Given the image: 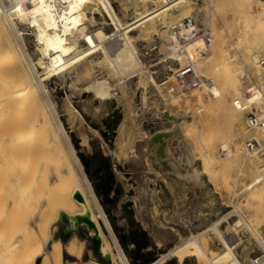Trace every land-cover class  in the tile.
<instances>
[{
    "label": "bare ground",
    "instance_id": "bare-ground-1",
    "mask_svg": "<svg viewBox=\"0 0 264 264\" xmlns=\"http://www.w3.org/2000/svg\"><path fill=\"white\" fill-rule=\"evenodd\" d=\"M140 1L146 5L153 2L154 6H145L144 10L134 14L132 20H126L118 14L112 0H96V5L90 0H0V264H100L93 258L84 259L85 240L77 234H72L65 242L56 237L55 230L62 213L69 216L71 225L75 227L76 215H90L99 233L104 255H109L114 264H130L45 81L53 74L64 78L68 75L73 81V94L84 91L88 94L82 105L90 118L98 119L105 129L116 126L121 130L128 112L139 111L142 103L121 104L111 79L117 78L123 90L128 84V77L132 75H138L144 87L149 81L158 88L163 86L152 75L143 77L142 73L147 68L136 45V40L144 38L145 32L150 34L158 29L159 21L163 23L159 31L164 36L161 49L166 55L180 61V65L194 64L197 75L205 80L200 85L203 90L197 87L191 89L197 95L199 106L177 113L169 114L168 111L171 124L146 137L147 157L154 168L161 167L173 178H182L202 187L205 172L194 166L193 154L195 157L201 156L204 163L210 165L219 162L222 151L228 164L241 160L251 170L252 177L243 190L257 201L264 197V158L259 154L264 146V80L261 78L262 72L264 74V68L261 67V61L264 60V0L232 1L243 22L238 41L232 43L239 51L245 48V52H241L244 57L240 64L235 56L229 54L220 29L208 30L205 35L195 37L187 26H182L176 32L171 30L174 23L193 17L192 0H135L134 4ZM207 1L213 4V12L206 14L211 26L215 24V16L224 8L225 0ZM81 7L92 14H101L104 22L109 21L113 26V32L84 44L80 25ZM175 11L179 13L171 22L170 16ZM221 20L225 26L227 17ZM26 28L35 34V42L40 44L41 53L46 58L40 62L41 71L34 57L29 54ZM134 30H138V35L132 33ZM115 42H119L123 50L117 58L111 46ZM99 51L102 57L97 58V61L94 56ZM249 63L258 74L252 84L244 86L248 95L245 93L241 96L238 81L242 80L244 65ZM95 64L105 67L107 76L93 78L86 85L78 87L75 82L89 78ZM237 70L240 71L237 73ZM163 88L161 93L166 103L182 96L189 100L186 92L174 93L171 87L162 91ZM144 95L143 92L142 102ZM225 105L233 109L231 125L239 121L238 115L245 108L254 109L261 123L251 139L257 141L259 146L251 149L247 147V141L245 144L236 141L237 137L249 133V128L232 133L229 140H221L224 132L216 115ZM190 116L194 117L192 121L185 120L180 124L181 117ZM172 140L177 141L174 149L170 145ZM87 141L84 136V142ZM233 141L234 148L231 145ZM191 142L195 144L194 150L191 149ZM174 151L179 155L176 156ZM137 154H131L130 161H136ZM183 161L191 169L183 172ZM151 175L150 181L154 179V182L148 187L153 198L157 197L159 185L164 191H169L165 181H159L155 173ZM129 193L137 198L133 191ZM236 209L240 214L239 221L264 248V237L259 236L253 221L246 218L239 207ZM218 223H211L212 229L233 257L227 264H243L234 251L238 241L236 223L231 224L234 230L231 236H225ZM90 230L93 235L94 229ZM186 242L193 245L190 257L196 259L195 264H220L219 251L208 247L204 233L192 234ZM175 250L171 249L151 264H165V259Z\"/></svg>",
    "mask_w": 264,
    "mask_h": 264
},
{
    "label": "rangeland",
    "instance_id": "rangeland-1",
    "mask_svg": "<svg viewBox=\"0 0 264 264\" xmlns=\"http://www.w3.org/2000/svg\"><path fill=\"white\" fill-rule=\"evenodd\" d=\"M134 1L112 0L118 14L120 16L122 15L126 20H132L139 11L145 9V6H154L153 2H150L151 4L147 3L146 5V3H141L140 1L138 3L135 2V5ZM232 1L225 0L222 6L224 8L218 13V16H215L216 21L214 25L210 26L206 19V14L213 12L212 2H208L207 0H192L194 2L192 3L194 9L191 16L195 17L202 31L208 33V30L220 29L219 32L222 31L221 36L223 41L226 42L229 54L235 56V60L240 64L244 57L243 53L245 51L243 52V50L245 48L243 47V50L239 51V49L234 48L232 43L238 41V37L242 33L243 22L239 19ZM90 2L95 5L97 4L96 0H90ZM230 3H232L233 7ZM198 8H201V10H195ZM84 9L85 7H81L82 16L80 20L83 22H80V25L82 27V42L84 44H88L94 40L96 41L106 36V34L113 32V26L109 24V21L105 23V19L101 14H92L90 11ZM254 9H257V7L254 6ZM178 13L175 11L170 16L172 18L171 22L174 21L173 19H176ZM224 17L228 19L225 21V26L221 20ZM161 23L160 21L158 22V29L152 31L150 34L145 32L144 38L140 37L136 40L141 58L147 68L142 73L143 77L146 78L152 75L159 83L165 82L162 76H172L173 71L180 66V61L166 55L161 49L162 47L160 45L164 40V36L159 31L163 26V23ZM239 29L241 30L239 31ZM132 33L138 35V30H134ZM35 38V34L28 28L26 30L27 48L29 54L38 63V68L41 71L42 65L40 62L45 61L46 58L42 55L41 49L39 48L40 44L35 42ZM111 46H113V53L115 58H117L121 54L120 52H123L121 50L122 46L119 45V42L112 43ZM97 54L98 57L94 56V58L96 57L95 60L98 61L102 57V52L99 51ZM94 67L89 78L80 79L75 82L78 87L86 85L93 78L107 76L108 73L105 67L99 64H95ZM243 70L248 72L250 77L254 79L258 74L257 70L250 63L244 65ZM238 71L240 70H237V73ZM102 74L106 75L103 76ZM53 75L45 81L49 95L56 105L63 124L69 132L77 154L113 226L114 233L117 235L124 252L129 258L130 264H151L173 248H176V250L165 259V264H195L196 259L190 257L193 245H189L186 240L187 237L197 233H204L206 235L208 247L212 250L219 251L220 264H227L233 257L226 251L222 240L212 229V224H217L218 222L225 236H231L234 233L231 224L236 223L238 228L236 231L238 241L234 246V251L243 264H255L253 259L264 254V248L260 241L239 221L240 214L236 209L239 207L245 217L253 221V226L258 231L259 236L263 238L264 197H261L257 201L248 195V191L243 190V186L252 177L251 170L248 169L245 163L239 160L229 162L228 164V161L222 155V151L220 153L218 148L216 151L218 154L220 153L219 155L221 157L219 162L215 164L208 165L209 163H204L203 159L200 158L201 156L195 157L193 154L194 166L205 172L203 174L205 182L201 187L199 185H193L182 178H173L163 168L161 169V167L154 168L152 162L146 155V137L158 129L171 124L172 121L168 119V116H170L168 115V111H170L169 114L171 112H183L189 108L195 109L200 105L197 102L195 91L190 90L187 93L189 100H186V96H182L177 97L173 101H169L170 103H166L161 93V89L165 85L158 88L149 81V85L147 84L144 87L140 83L138 75H132L133 77H128V84L123 90V85L119 84L120 81L117 78L111 79L115 85L117 96L118 98L120 97L119 101L121 104L122 102L123 104L126 102L124 105H128L130 102H134L135 104L142 103V106L139 111H134L133 113L128 112L122 129L120 130V127H117L118 129L116 128L117 131L120 130L121 132L117 134L113 142H110L100 131L102 128L100 121L98 119L92 120L89 115L81 113L80 103L82 102V98L73 96V89L70 91V85L73 87L71 78L68 75L65 78L62 76L59 77L58 74ZM156 75H158V78ZM261 78L264 80L263 72ZM246 85V81L239 79L238 89L241 96L246 93L244 89ZM196 87L199 90H203L201 88L202 86H195L194 88ZM162 91H165V88ZM143 92L146 95H144L142 102ZM251 111L255 112L254 109L245 108L244 112L238 115L237 119L239 121L236 120L231 125L233 109L230 106H222L217 112L219 115H216L218 116L217 121L224 132L221 140H229L232 133L241 131L242 128L248 129L246 117ZM80 114L83 116L82 118ZM193 119L194 117L192 116L187 118L181 117L179 122L182 125L185 120L186 122H190ZM249 130V133L246 132L237 137L236 141L245 144L257 131L256 128ZM84 136L87 137V142H84ZM116 140H118V144ZM170 145L172 148L175 147L177 141L172 140ZM231 145L234 148V141ZM192 148L193 150L195 149V144L191 142ZM174 152L175 154L177 153L176 156L179 155L177 151ZM134 153H138L136 161H130V156ZM259 154L263 159L264 146ZM110 165L114 168L115 177L109 181L111 186L108 188L105 183L108 181L107 171ZM181 169L185 172L187 169H191V166L183 161ZM152 173L159 176V181H165L166 189H169L170 192L164 191L162 186L159 185L157 188V197L153 198L151 196L149 187L154 182V179L150 181ZM114 180L119 181L122 188H119ZM135 182L136 184H133ZM130 191H133L137 195V198L130 196ZM70 224H72L70 221H60L55 230L56 237H60L65 242L75 233L85 240V260L93 258L100 264H114L112 258L104 255L101 248L96 245L93 235H91V230L86 224L83 223L76 226L68 235L64 234V230Z\"/></svg>",
    "mask_w": 264,
    "mask_h": 264
},
{
    "label": "built area",
    "instance_id": "built-area-1",
    "mask_svg": "<svg viewBox=\"0 0 264 264\" xmlns=\"http://www.w3.org/2000/svg\"><path fill=\"white\" fill-rule=\"evenodd\" d=\"M182 26H187L192 29L193 37L200 34L205 35V31L201 30L200 24L197 22L195 17H186L179 23H174L171 26V30L179 31ZM261 65L264 68V60L261 61ZM174 76V77H173ZM158 78V75H156ZM165 82H163L164 87L167 89L171 87V91L174 93H188L195 86L202 85L205 78L198 76L196 73V68L194 64L180 65L174 71L172 76H162ZM242 79L247 82V85L252 84L253 78L250 77L248 72L244 71ZM261 121L259 120L257 113L251 111L247 114L246 124L249 129H255L260 125ZM259 146V143L254 139H248L247 147L254 149ZM255 264H264V254L259 255L253 259Z\"/></svg>",
    "mask_w": 264,
    "mask_h": 264
},
{
    "label": "water",
    "instance_id": "water-1",
    "mask_svg": "<svg viewBox=\"0 0 264 264\" xmlns=\"http://www.w3.org/2000/svg\"><path fill=\"white\" fill-rule=\"evenodd\" d=\"M70 88V90H72V89H74L73 87H69ZM88 94L84 91V92H82L81 94H79V95H77V94H73V96H75V97H81L82 98V101L84 100V99H86V96H87ZM80 105H81V108H80V111H81V113L82 114H84V115H88L86 112H85V110H84V108H83V105H82V102L80 103ZM166 117V116H165ZM167 118V117H166ZM116 126H112V127H109V128H107V129H105V128H101V133H102V135L108 140V141H110V142H113L114 140H115V138H116V136H117V130H116ZM107 160H109V159H107ZM107 175H108V181H106V186L108 187V188H110V184H109V181L112 179L113 180V178L115 177V171H114V168L110 165L109 166V169H108V171H107ZM116 183H117V185L119 186V188H122V186H121V183L119 182V181H117V180H114ZM79 197V196H78ZM79 199H80V197H79ZM76 218V225L78 226V225H81V224H86L87 226H88V228L89 229H94V234H93V239H94V241H95V243H96V245L98 246V247H100L101 248V239H100V237H99V233H98V231L96 230V228H95V225H94V222L92 221V219H91V217H90V215H88V214H86V215H76L75 216ZM63 220H66V221H70V218H69V216L67 215V214H65V213H62L61 214V218H60V221H63ZM76 227L74 226V225H69V226H67L66 227V229L64 230V234H66V235H68L73 229H75ZM106 256H109V255H107L106 254Z\"/></svg>",
    "mask_w": 264,
    "mask_h": 264
}]
</instances>
